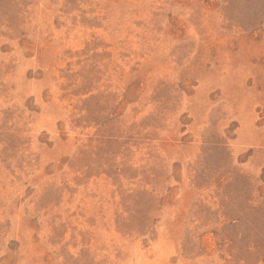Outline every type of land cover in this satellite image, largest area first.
<instances>
[{
    "label": "rangeland",
    "instance_id": "rangeland-1",
    "mask_svg": "<svg viewBox=\"0 0 264 264\" xmlns=\"http://www.w3.org/2000/svg\"><path fill=\"white\" fill-rule=\"evenodd\" d=\"M0 264H264V0H0Z\"/></svg>",
    "mask_w": 264,
    "mask_h": 264
}]
</instances>
